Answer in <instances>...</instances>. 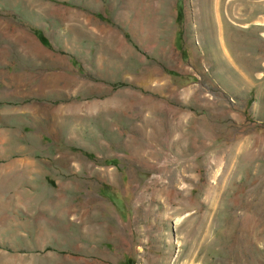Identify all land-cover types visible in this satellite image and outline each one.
<instances>
[{
	"label": "rangeland",
	"instance_id": "1",
	"mask_svg": "<svg viewBox=\"0 0 264 264\" xmlns=\"http://www.w3.org/2000/svg\"><path fill=\"white\" fill-rule=\"evenodd\" d=\"M0 264H264V0H0Z\"/></svg>",
	"mask_w": 264,
	"mask_h": 264
}]
</instances>
